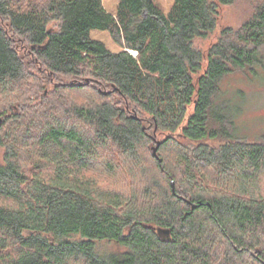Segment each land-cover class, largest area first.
I'll return each instance as SVG.
<instances>
[{"label": "trees", "instance_id": "16d2710c", "mask_svg": "<svg viewBox=\"0 0 264 264\" xmlns=\"http://www.w3.org/2000/svg\"><path fill=\"white\" fill-rule=\"evenodd\" d=\"M235 1L0 0V264H264V139L235 137L215 103L233 69L263 65L264 2L206 55L194 45ZM45 83L92 100L20 112ZM100 162L146 184L104 188Z\"/></svg>", "mask_w": 264, "mask_h": 264}, {"label": "rangeland", "instance_id": "374dc122", "mask_svg": "<svg viewBox=\"0 0 264 264\" xmlns=\"http://www.w3.org/2000/svg\"><path fill=\"white\" fill-rule=\"evenodd\" d=\"M152 1L164 13L169 10L172 4V0ZM262 2H264V0H236L231 5L220 7L216 29L205 38L195 39V47L206 55L208 49L218 40L222 29L231 28L233 30H237L252 16L255 8ZM118 3L119 0H102L103 7L109 14H115ZM90 37L94 40L101 41L112 52L120 50V46L112 40L107 31L91 30ZM261 53L264 57V47L261 50ZM203 66H205V63ZM39 85L40 87L37 91V95L31 99L32 107L30 106L29 109H19L18 106L17 108L20 112L23 111L25 113L27 112L28 115H36L37 112L47 110L48 113L51 112L56 114L54 112H63L67 105L92 100L89 92L76 94L63 91L61 94L55 95L52 91L51 85L47 83ZM219 89L220 90L215 103L218 105L220 104L226 111L225 113L228 115V118L233 121V128L231 127L230 131L234 134V136L247 143H255L263 140L264 60L263 65L254 67L253 71L249 69H233L228 75L220 80ZM3 104L4 103L0 101V110L5 108V105ZM192 111V107H190L188 109V113L190 114ZM221 142L222 141L220 140H205L204 143L209 146L216 147ZM103 154L104 156H101L102 159L105 157V159L107 158L106 161L112 160L111 153L106 152ZM144 155L145 153L141 154V162L143 166L150 164L149 156ZM3 157L4 148L0 146V164L3 162ZM116 161L120 162V159L117 158ZM101 164L102 162L94 166L89 175L95 177L104 188L130 195L131 192L139 191L141 187L146 184V178L142 179L139 175L138 177L132 178L126 171H120L118 168H114V164L111 165V167L116 171L115 174H111L114 176H107L104 172L106 169L103 170V166H101ZM149 170L152 172H150L152 175H148L150 178L153 176L157 177V175H154L152 166ZM97 251L101 255H108L120 252L122 251V248L114 243L104 241L97 244Z\"/></svg>", "mask_w": 264, "mask_h": 264}, {"label": "water", "instance_id": "95a60500", "mask_svg": "<svg viewBox=\"0 0 264 264\" xmlns=\"http://www.w3.org/2000/svg\"><path fill=\"white\" fill-rule=\"evenodd\" d=\"M0 122H1V119H0ZM159 146V143H157L156 144V147L153 149V155L155 156L156 155V149H157V147ZM171 186L173 187V183H171ZM168 232L166 231V234H167Z\"/></svg>", "mask_w": 264, "mask_h": 264}, {"label": "bare ground", "instance_id": "6f19581e", "mask_svg": "<svg viewBox=\"0 0 264 264\" xmlns=\"http://www.w3.org/2000/svg\"><path fill=\"white\" fill-rule=\"evenodd\" d=\"M131 53H133V52L131 51Z\"/></svg>", "mask_w": 264, "mask_h": 264}]
</instances>
